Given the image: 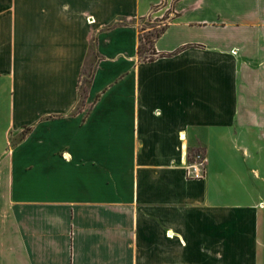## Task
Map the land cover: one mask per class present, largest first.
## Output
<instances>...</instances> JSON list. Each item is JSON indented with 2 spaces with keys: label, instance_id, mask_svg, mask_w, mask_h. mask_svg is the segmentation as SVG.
Segmentation results:
<instances>
[{
  "label": "crops",
  "instance_id": "0c3cea01",
  "mask_svg": "<svg viewBox=\"0 0 264 264\" xmlns=\"http://www.w3.org/2000/svg\"><path fill=\"white\" fill-rule=\"evenodd\" d=\"M260 194L264 0H0V264H264Z\"/></svg>",
  "mask_w": 264,
  "mask_h": 264
},
{
  "label": "rangeland",
  "instance_id": "374dc122",
  "mask_svg": "<svg viewBox=\"0 0 264 264\" xmlns=\"http://www.w3.org/2000/svg\"><path fill=\"white\" fill-rule=\"evenodd\" d=\"M157 21H151L150 19L147 20L145 22V26L146 27H150V28H145L143 32L141 33V44H140V48H141V52H140V57L144 60L146 59H150L152 58V40H153V36L156 32H158L161 28L157 27L156 23ZM152 27V28H151ZM88 71H86V75L84 77V79L82 80V83L80 85V99H79V103L81 104L82 100H83V93L84 90L86 88L87 85V81H88ZM221 160H215V165H219V169L222 172V176L220 177V179L217 181L216 183V187L213 188L212 192H211V198L213 203L219 208L220 213H227L231 207H233L234 205H238L237 203H241V205H248L250 202L252 203V205H254V203L257 201L258 197H259V193H256L254 191H251L250 194H243L242 192H235L234 194L237 195L238 198H241V200H239L238 198L236 199H231L230 196L227 193V188H226V175H225V155L220 154ZM200 158L201 160L203 159V154L202 151L197 150V149H190L189 152V160L190 163L194 162L195 160H200L197 159ZM260 195H264V194H260ZM245 196V197H244ZM251 196V198H250ZM233 205V206H232ZM247 209V210H242L246 213H249L250 215H253L255 212L258 216H262L264 217V209L261 208V210L259 209Z\"/></svg>",
  "mask_w": 264,
  "mask_h": 264
},
{
  "label": "built area",
  "instance_id": "2783aa9c",
  "mask_svg": "<svg viewBox=\"0 0 264 264\" xmlns=\"http://www.w3.org/2000/svg\"><path fill=\"white\" fill-rule=\"evenodd\" d=\"M181 140H184V135L181 136ZM200 159V158H197ZM205 173V159L195 160L185 167V179L187 181H198L204 178Z\"/></svg>",
  "mask_w": 264,
  "mask_h": 264
},
{
  "label": "trees",
  "instance_id": "16d2710c",
  "mask_svg": "<svg viewBox=\"0 0 264 264\" xmlns=\"http://www.w3.org/2000/svg\"><path fill=\"white\" fill-rule=\"evenodd\" d=\"M164 31V28H161L158 32H156L155 34H154V36H153V40H152V45H153V42H154V40L156 39V38H158L160 35H161V33ZM140 43H141V38H140ZM138 52H139V54H140V52H141V48H140V46H139V48H138Z\"/></svg>",
  "mask_w": 264,
  "mask_h": 264
},
{
  "label": "bare ground",
  "instance_id": "6f19581e",
  "mask_svg": "<svg viewBox=\"0 0 264 264\" xmlns=\"http://www.w3.org/2000/svg\"><path fill=\"white\" fill-rule=\"evenodd\" d=\"M172 234H170L169 236H171Z\"/></svg>",
  "mask_w": 264,
  "mask_h": 264
}]
</instances>
